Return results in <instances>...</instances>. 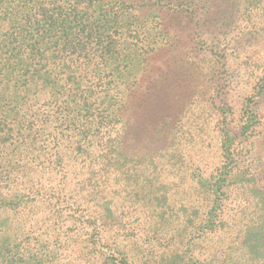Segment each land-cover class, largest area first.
I'll return each instance as SVG.
<instances>
[{"label": "trees", "instance_id": "16d2710c", "mask_svg": "<svg viewBox=\"0 0 264 264\" xmlns=\"http://www.w3.org/2000/svg\"><path fill=\"white\" fill-rule=\"evenodd\" d=\"M254 53L239 118L180 90ZM248 137L264 143V0H0V264H264ZM171 184L190 230L139 234Z\"/></svg>", "mask_w": 264, "mask_h": 264}, {"label": "rangeland", "instance_id": "374dc122", "mask_svg": "<svg viewBox=\"0 0 264 264\" xmlns=\"http://www.w3.org/2000/svg\"><path fill=\"white\" fill-rule=\"evenodd\" d=\"M250 57L251 58L246 59L247 63L245 64V66H240L241 67L240 70H235V64L237 63L234 64L233 62H229L231 67L228 68L222 67L219 71L220 74L219 76L221 77V80L218 82L219 85L216 88L213 87L210 92L206 90L205 95H201L200 92V90L205 88H201L198 90V88L201 86L196 85L197 80L201 79L198 73L191 72V77L189 76V78L186 74V80L191 82L190 86H192V88H181L180 90L184 91V93L192 97V100L196 103V106L194 107L193 105L192 107H194L197 110H198L197 108L198 106L200 109H204L206 104L210 103V101L207 100V97L210 96L212 97V99L213 98L216 99L214 101V104H219L220 106L222 105L231 106L234 112L236 111L234 113L235 116L239 118L238 113L241 108V103L243 102L244 97L249 95V92L253 89L250 88L252 86V83L256 80L257 77L261 76L259 72L261 70L260 65L262 63V60L259 59V57H256L255 53L250 55ZM181 77L182 76L178 75L175 78H173V80L181 79ZM195 86L198 88H194ZM212 105H213V101H212ZM230 126L234 128V132H235L236 131L235 124L233 123ZM203 137L206 140L205 141L206 144L210 143L212 147H215V144L217 142V137H215L213 133L206 131V134ZM248 138L247 141L245 140L246 142H243L244 144L243 149L245 148L246 152H245V156L243 157L244 164L242 163L240 165L241 168L245 169V167L248 166L249 164L255 165L257 163L259 164L262 163L261 166H264V143H261L256 138H249V139ZM205 143H203L204 146L206 145ZM194 145H192L191 153H196L193 150ZM200 153L202 154L203 151L201 150ZM206 154L207 152H204L203 156H205ZM207 158L210 159V160L205 159L208 162H213L214 160L216 161V158L215 159L212 158L209 153L207 154ZM182 181L183 182H181L180 186L187 188V181L186 180H182ZM177 187L178 186L176 184L167 185V187H165V190L169 195L170 203L167 201V199L165 200L164 197H162L158 199L155 205V211L158 214V219L162 220L160 221V224L155 223L152 220V222H149L148 225L150 228L147 227V223L145 224L144 227L142 228L140 227L141 231L139 232V234L143 235L149 233L151 235L154 234L160 235L164 233L165 235L169 236V234L172 233H179V234H184L185 236L188 233L190 229L187 222L185 225V221L188 220L193 215L192 213L193 210H187L185 207H183L184 200L181 199L180 196H182V198H187V195L184 194L180 195V192L176 191ZM141 192L143 196H146L147 189H144ZM187 192H188V188H187ZM119 209L120 208L118 204L116 210L120 212L121 210ZM234 210L233 211L236 212L237 207H234ZM142 211L144 212V209H142ZM140 221L141 218L139 219V222ZM153 223H155V225ZM208 244L210 246H212V244L216 245L214 240L208 241ZM208 244H205V242L201 241L196 246V248L197 250L199 249L201 250V252H203L205 248L209 247ZM133 252L136 253L140 259L138 264H141V262H146L147 260L150 259V258L148 259V255L146 254V251H142V252L133 251ZM91 257L94 260H91ZM79 258H83V257L80 256ZM87 259L89 260V262L88 263L84 262L83 264H111L109 260L104 261L103 259L97 261V258H94V256H87Z\"/></svg>", "mask_w": 264, "mask_h": 264}]
</instances>
